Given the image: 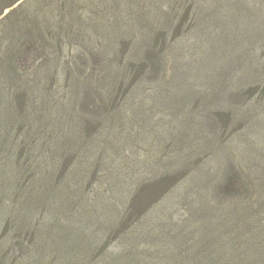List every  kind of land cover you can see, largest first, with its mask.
Instances as JSON below:
<instances>
[{
  "label": "rangeland",
  "instance_id": "374dc122",
  "mask_svg": "<svg viewBox=\"0 0 264 264\" xmlns=\"http://www.w3.org/2000/svg\"><path fill=\"white\" fill-rule=\"evenodd\" d=\"M262 190L264 0H0V264H189Z\"/></svg>",
  "mask_w": 264,
  "mask_h": 264
},
{
  "label": "trees",
  "instance_id": "16d2710c",
  "mask_svg": "<svg viewBox=\"0 0 264 264\" xmlns=\"http://www.w3.org/2000/svg\"><path fill=\"white\" fill-rule=\"evenodd\" d=\"M224 212L218 219L202 222L199 231L189 228L187 236L183 229L181 233L174 231L178 232L176 241L180 247L174 252L176 262L188 258L189 264H264V190L247 207L240 206L234 211L228 208ZM188 241L194 243L195 248L201 245L202 249L197 250L202 252L187 246ZM126 249L120 247L123 252ZM120 260L119 264H147L144 260L132 263L133 259L127 254Z\"/></svg>",
  "mask_w": 264,
  "mask_h": 264
}]
</instances>
